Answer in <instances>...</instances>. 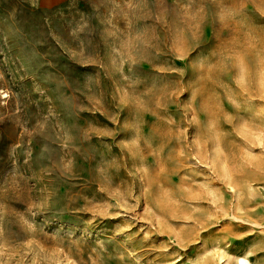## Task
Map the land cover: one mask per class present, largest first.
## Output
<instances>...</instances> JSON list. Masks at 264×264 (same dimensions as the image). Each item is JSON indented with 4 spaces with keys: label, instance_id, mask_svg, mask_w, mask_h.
<instances>
[{
    "label": "rangeland",
    "instance_id": "rangeland-1",
    "mask_svg": "<svg viewBox=\"0 0 264 264\" xmlns=\"http://www.w3.org/2000/svg\"><path fill=\"white\" fill-rule=\"evenodd\" d=\"M264 264V0H0V264Z\"/></svg>",
    "mask_w": 264,
    "mask_h": 264
},
{
    "label": "bare ground",
    "instance_id": "bare-ground-1",
    "mask_svg": "<svg viewBox=\"0 0 264 264\" xmlns=\"http://www.w3.org/2000/svg\"><path fill=\"white\" fill-rule=\"evenodd\" d=\"M241 264H244L246 262L245 258H241Z\"/></svg>",
    "mask_w": 264,
    "mask_h": 264
}]
</instances>
